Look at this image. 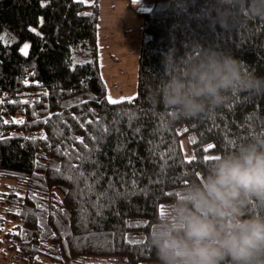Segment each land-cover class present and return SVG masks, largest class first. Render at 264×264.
<instances>
[{
	"label": "trees",
	"instance_id": "1",
	"mask_svg": "<svg viewBox=\"0 0 264 264\" xmlns=\"http://www.w3.org/2000/svg\"><path fill=\"white\" fill-rule=\"evenodd\" d=\"M148 3L138 93L111 104L99 0H0V264H157L151 225L207 152L264 135V97L192 120L155 96L164 55L196 42L264 76V19L237 8L222 25L220 0Z\"/></svg>",
	"mask_w": 264,
	"mask_h": 264
},
{
	"label": "clouds",
	"instance_id": "2",
	"mask_svg": "<svg viewBox=\"0 0 264 264\" xmlns=\"http://www.w3.org/2000/svg\"><path fill=\"white\" fill-rule=\"evenodd\" d=\"M237 8L264 19V0H220V23ZM177 53L164 55L155 96L180 116L202 119L236 98L264 97V76L231 53L199 42ZM213 155L152 223L157 264H264V135Z\"/></svg>",
	"mask_w": 264,
	"mask_h": 264
},
{
	"label": "rangeland",
	"instance_id": "3",
	"mask_svg": "<svg viewBox=\"0 0 264 264\" xmlns=\"http://www.w3.org/2000/svg\"><path fill=\"white\" fill-rule=\"evenodd\" d=\"M87 4L95 0H81ZM149 0H99V57L108 97L121 101L138 93V69L144 21L138 11L150 9ZM29 45L27 40L23 44ZM190 135L181 139L183 156L194 157ZM213 151L207 157H213ZM4 190L6 187H2Z\"/></svg>",
	"mask_w": 264,
	"mask_h": 264
},
{
	"label": "snow or ice",
	"instance_id": "4",
	"mask_svg": "<svg viewBox=\"0 0 264 264\" xmlns=\"http://www.w3.org/2000/svg\"><path fill=\"white\" fill-rule=\"evenodd\" d=\"M42 22V21H41ZM30 31L32 32H35L36 29H30ZM29 45L25 44L24 45V48L22 49V51L24 52V54L26 55L27 54V49H28ZM108 101L111 103V104H117V103H120V101L118 100H115V99H112L111 96H109L108 98ZM18 123H23V121H17ZM209 147H212L211 145ZM205 159H215V157H205Z\"/></svg>",
	"mask_w": 264,
	"mask_h": 264
}]
</instances>
